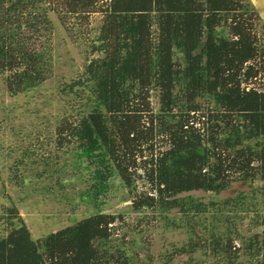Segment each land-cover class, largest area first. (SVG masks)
Returning <instances> with one entry per match:
<instances>
[{"label": "trees", "instance_id": "1", "mask_svg": "<svg viewBox=\"0 0 264 264\" xmlns=\"http://www.w3.org/2000/svg\"><path fill=\"white\" fill-rule=\"evenodd\" d=\"M41 2L83 21L103 14L94 42L102 56L85 72L89 108L57 128L60 144L74 143L79 164L92 168L90 198L119 176L135 211L151 209L191 233L172 259L209 250L213 264H264V240L243 235L229 214L256 208L245 192L222 202L187 194L264 182V34L251 0H0V72L14 95L51 73L49 53L25 36L45 30L34 11ZM6 216L0 264H138L113 237L122 215L97 210L40 238L17 208Z\"/></svg>", "mask_w": 264, "mask_h": 264}, {"label": "rangeland", "instance_id": "2", "mask_svg": "<svg viewBox=\"0 0 264 264\" xmlns=\"http://www.w3.org/2000/svg\"><path fill=\"white\" fill-rule=\"evenodd\" d=\"M251 2L262 17L258 30L263 35L264 0ZM34 11L45 30L41 33L27 30L25 36L32 48L49 53L51 73L39 86L14 95L7 86L8 73L0 72V237L8 231V208H17L35 238L102 210L123 216L115 224L113 237L117 244L127 245L138 264H187L194 260L213 264L215 259L209 250L172 259L175 247L186 244L191 233L185 228L169 227L151 209L135 211L132 195L119 176L111 178L109 189L97 200L90 198L92 168L88 169L87 160L79 164L74 143L60 144L57 128L65 119H79L89 108L91 89L85 72L91 59L102 56L95 51L94 42L100 33L103 14L92 13L83 21L77 15L65 16L64 10H54L45 2L39 3ZM151 100L158 110L157 94ZM137 184L139 190L149 188L142 178ZM243 192L256 208L238 215L229 214L238 220L239 232L245 236L257 233L263 241V181H236L221 193L198 190L187 194L204 202H222ZM172 216L180 215L174 212ZM209 216L203 217L209 219ZM202 234L198 228L196 238ZM236 244L240 246L242 242L238 240Z\"/></svg>", "mask_w": 264, "mask_h": 264}]
</instances>
